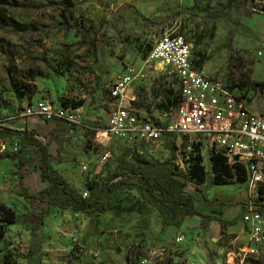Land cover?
<instances>
[{
  "label": "rangeland",
  "instance_id": "1",
  "mask_svg": "<svg viewBox=\"0 0 264 264\" xmlns=\"http://www.w3.org/2000/svg\"><path fill=\"white\" fill-rule=\"evenodd\" d=\"M19 1L20 8L0 7V17L29 28L17 31L0 23V118L9 116L0 125L14 130L28 127L31 118L19 113L34 100L70 107L83 101L75 111L79 124L58 120L36 128L30 125L48 146L53 167L64 172L78 191H86L91 177L128 169L135 159L129 150L132 142L113 138L101 143L102 135L96 134L116 108L110 87L125 67L141 71L132 87L136 94L133 112L163 125L172 119L161 105L176 86L160 65L145 63L153 43L168 32H179L194 45L197 70L224 80L227 89L252 110L264 111L260 36L264 0H72L76 18L88 31L85 38L75 29H65L60 0ZM52 64L58 71L48 67ZM0 143L13 150L19 148L20 139L0 136ZM168 143L179 151L186 146L184 139L172 134L145 150L149 157L163 161L173 154ZM12 150L0 153V206L13 212L18 221L5 227L0 264H129L137 253L138 264H173L179 258H188L191 264H239L242 260L240 254L248 244L244 229L233 236L213 238L200 216H188L181 228L165 227L158 210L142 203L136 191L110 194L105 213L50 208L44 221L36 222L33 213L47 206L25 200L21 190L27 187L31 194L47 187L36 170L41 152L31 147V162L22 165ZM104 150L110 151L111 158L100 164ZM84 156L89 158L86 170L79 162ZM202 157L205 167L207 160ZM183 166L186 170L187 160ZM213 178L212 172L202 190L195 191L198 208L206 197L211 202L217 198L232 202L245 190L241 183L214 185ZM4 215L0 209V218ZM178 235L184 237L181 244L173 242ZM256 248V254L242 264H264V243Z\"/></svg>",
  "mask_w": 264,
  "mask_h": 264
},
{
  "label": "built area",
  "instance_id": "2",
  "mask_svg": "<svg viewBox=\"0 0 264 264\" xmlns=\"http://www.w3.org/2000/svg\"><path fill=\"white\" fill-rule=\"evenodd\" d=\"M194 45L179 32H168L153 43L146 64L160 65L164 76L174 83L173 98L177 105H171L165 115H172L166 124L145 121L133 111L136 94L132 89L134 82L141 75L134 67H125L113 79L110 97L115 102V110L109 115L108 122L102 129H97V137L102 135L103 143L107 139H124L132 142L129 150L132 156L152 160L145 146L161 141L163 136L176 134L184 139V151L175 148L174 163L185 170L184 162H191V152L196 148L205 156V169L212 174L210 157L214 153L225 156L228 165L241 166L245 170V212L242 220L249 227L247 246L240 254L242 264L247 256L256 254L258 246L264 243V212L259 210L258 198L263 196L264 187V111L252 110L242 97L231 93L224 80L207 76L195 68ZM76 109L62 103H52L41 99L32 106L20 111L25 118H43L45 121L61 120L69 125L80 123ZM0 143V153L7 150ZM18 147L12 151L18 152ZM203 151V152H201ZM187 154H185V153ZM185 154V156H184ZM111 158L109 150H104L100 164ZM83 170L87 164L79 160ZM214 175V174H213ZM83 197L88 191L81 192ZM184 241L182 235L173 240L176 244ZM162 250L166 247L162 245ZM144 263V262H143ZM173 264H191L188 258H179Z\"/></svg>",
  "mask_w": 264,
  "mask_h": 264
},
{
  "label": "trees",
  "instance_id": "3",
  "mask_svg": "<svg viewBox=\"0 0 264 264\" xmlns=\"http://www.w3.org/2000/svg\"><path fill=\"white\" fill-rule=\"evenodd\" d=\"M60 5L63 6L61 16L66 23L65 29L67 31L75 29L82 38H85L88 31L84 23L78 21L74 14V2L72 0H60ZM4 6L20 8L23 4L19 0H0V7ZM0 23L3 26H12L17 31H27L29 29L11 18L0 17ZM59 62L60 64H65L63 60H59ZM196 64H194L195 68ZM48 67L53 71H58L56 65L52 64ZM173 94L167 97L163 105L160 104L161 108L167 111L171 105L178 104L177 99L172 97ZM83 105L84 102L81 101L73 103L71 106L77 109ZM64 106L67 105L65 104ZM8 118L9 116L1 117L0 124L8 120ZM0 136L20 139V146L15 154V159L22 165L31 162V147H37L41 152L40 162L36 166V170L40 173L41 181L48 184L47 187L31 194L28 193L27 187L23 186L21 190L25 200L32 203H42L47 206L45 209L42 208L39 212L33 213L32 218L36 222H43L50 208H59V210L71 209L76 213L84 214L105 213L109 209L108 196L110 194L117 191H136L142 203L158 210L165 227L173 225L181 228L188 216H200L202 219L201 224L206 228L209 227L213 220H218L221 224V237L226 238L234 235L228 234L227 229L236 223L237 218L232 221H226L199 213L195 206L194 198L185 191L188 183L197 185L198 190L199 186L205 183L209 175L202 164L203 157L196 148L191 152V162L187 164L186 170H182L175 165L173 161L175 149L170 143L166 144V147L171 149L173 154L166 160H146L143 157L135 156L133 163L128 169H116L110 175L108 174L101 178L91 177L86 184L88 195L83 197L81 191L76 190L63 174L52 166L49 148L37 137L34 130H29L27 127L24 130H14L11 127L0 125ZM227 163L225 156L220 153H214L210 157V167L214 174L212 183L214 185L243 184L246 180L245 170L241 166L234 167ZM258 203L259 210L264 212V195L258 198ZM0 209L6 212V215L0 218L2 224L0 228L1 241L5 237V227L14 225L18 220L16 215L10 210H6L3 206H0ZM221 212L222 210L219 208L214 209V213L221 214ZM137 254L132 255L131 259H129V264H138L139 256Z\"/></svg>",
  "mask_w": 264,
  "mask_h": 264
},
{
  "label": "crops",
  "instance_id": "4",
  "mask_svg": "<svg viewBox=\"0 0 264 264\" xmlns=\"http://www.w3.org/2000/svg\"><path fill=\"white\" fill-rule=\"evenodd\" d=\"M264 25V24H263ZM264 32V28L262 27V32L260 33V36L262 37V41L261 43L264 45V36L262 35V33ZM200 71V70H199ZM201 72V71H200ZM203 73V72H202ZM38 100H34L33 102L36 103ZM77 110V109H76ZM53 121H58V120H53ZM47 122H51V121H45V119L43 118H36L35 120H32L31 118V121H29V125H28V129L29 130H32L30 129V125L33 126V128H36V125H42L43 123H47ZM24 126V129L26 128ZM23 129V130H24ZM38 137V135H37ZM39 138V137H38ZM50 151V150H49ZM81 160H83L86 164L89 163V158L88 156H84L83 158H81ZM53 166V165H52ZM55 168V167H54ZM81 168V166H80ZM87 168H88V164H87ZM56 169V168H55ZM82 169V168H81ZM60 171V169H57ZM83 170V169H82ZM39 172V171H38ZM61 174H63V176L65 175L64 172L60 171ZM211 174V173H209ZM212 175V174H211ZM65 177V176H64ZM40 178V177H39ZM66 178V177H65ZM97 178V177H96ZM41 180V179H40ZM66 180L68 181V179L66 178ZM43 182V181H42ZM69 182V181H68ZM70 183V182H69ZM205 184V183H204ZM204 184L200 185L199 186V189L197 190V185H193L192 184V188H189L188 189V185L190 186L191 183H188L185 187V191L189 194H191V196L194 198V195H195V191H201L202 190V186H204ZM75 188V187H74ZM87 191V190H86ZM203 193V192H202ZM263 195H264V191H263ZM247 197V193L245 192V190L241 193H238L237 196H234V199L232 202H224V201H221L219 200L218 198L217 199H214V201H210L209 199H207V197L205 198V200L207 201H204L205 204H202L200 208H198L197 206V202H200V201H196L195 198H194V201H195V206L197 208V210L199 211V213L201 214H205L207 216H214L216 218H219V219H223V220H226V221H232L234 219L237 218V221L235 224H233L232 226L229 227L228 232L229 234H233L235 232H237L238 230L240 231L241 229H244L246 231V238H247V231L249 229L248 225L246 223L243 222L241 216H242V213L245 212V204H244V201H245V198ZM201 200V199H200ZM243 201V202H240ZM152 207V206H151ZM215 208H219L222 210L221 214H218V213H214V209ZM65 211V210H63ZM66 211H73L71 209H66ZM230 216V218L227 220L226 216ZM201 219V217H200ZM202 220V219H201ZM220 229H221V224L218 220H213L210 224H209V227H208V234H209V230H210V234L212 235L211 237L213 238H216V237H219L221 236L220 234Z\"/></svg>",
  "mask_w": 264,
  "mask_h": 264
}]
</instances>
